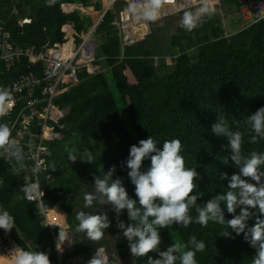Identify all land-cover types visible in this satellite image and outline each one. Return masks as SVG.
<instances>
[{
  "label": "trees",
  "instance_id": "16d2710c",
  "mask_svg": "<svg viewBox=\"0 0 264 264\" xmlns=\"http://www.w3.org/2000/svg\"><path fill=\"white\" fill-rule=\"evenodd\" d=\"M65 5L85 10L93 7L95 12L103 8L102 0H0V30L11 34L10 42L23 49L39 51L46 45H63L67 39L60 18L65 15ZM241 7V0H222L214 15L194 21L191 30L183 24H171L174 17L152 22V34L131 45L120 41L113 25L114 13L106 14L95 34L104 45L101 52L96 51L93 66L102 71L91 74L81 69L79 83L54 100L69 114L56 127L63 138L45 143L49 149L47 168L39 175L41 192L48 199H59L61 211L68 215L69 230L79 238L64 261L80 255L88 258L96 248L105 247L109 264H147V257L133 260L106 197L97 194L91 207H85L84 201L86 193L95 194L93 177L113 165L117 169L114 178H122L129 196L137 199L128 169L121 164L127 160L130 146L140 140L151 135L160 147L165 140H181L186 167L199 173L193 193L201 195L198 205L227 191L228 180L222 179L223 174L231 177L238 172L226 147L228 139L212 131L218 117L226 118L232 131L243 133L244 155L252 151L264 154V139L250 143L245 126L247 115L264 107V21L248 27ZM81 14L76 10L68 21L75 27L77 45L83 42L82 33L87 34L94 26L90 17ZM26 20L30 23L24 24ZM167 59H172L173 65H167ZM127 72L138 79V84L130 83ZM1 84L9 85L5 72H0ZM0 123L10 124L1 118ZM73 149L78 158L86 149L92 151L95 163L73 164L68 160ZM149 166L146 160L142 171ZM260 170L264 171V165ZM0 181V212L7 211L14 218L11 232L0 229L2 241L43 251L53 264L56 250L52 234L42 226L37 204L27 201L21 191L24 176L14 175L4 157H0ZM80 211L107 213L111 226L100 241H88L85 233L76 232L75 215ZM252 212L248 227L254 226L259 215L258 209ZM190 214L196 216L194 207ZM225 217L232 218L226 209ZM121 219L129 222L126 211ZM226 231L230 237L223 236ZM192 235L206 244L203 252L196 253L197 264H251L256 253L244 234L236 235L211 221L207 227L193 222L187 228L173 224L161 229L160 250L173 242L186 243ZM149 256L159 258L157 252Z\"/></svg>",
  "mask_w": 264,
  "mask_h": 264
},
{
  "label": "clouds",
  "instance_id": "9594fccd",
  "mask_svg": "<svg viewBox=\"0 0 264 264\" xmlns=\"http://www.w3.org/2000/svg\"><path fill=\"white\" fill-rule=\"evenodd\" d=\"M165 2L166 0H143V18L155 19ZM208 11L205 4L196 13L185 12L182 17L183 26L191 30L197 17ZM12 106L11 91L0 89V112L7 113ZM245 126L250 134V143L255 144L264 139V107L247 115ZM212 131L216 136L228 139L226 147L230 149V160L238 172L231 177L223 174L222 179L228 180L227 191L214 195L202 205L197 204L201 195L193 194L199 173L195 168L186 167L181 154L180 139L165 140L160 147L150 135L147 139L140 140L138 145L130 146L129 156L122 162L121 167L128 169V178L135 186L137 199L129 196L122 178H114L117 170L115 165L106 172H101V176L93 177L95 194H85V207L93 205L97 194L106 197L107 204L111 205L115 214L116 227L127 240L133 260L147 257V264H197L196 253L203 252L206 248L203 240H198L192 235L186 243L173 242L166 250L161 251V229L173 224L187 228L193 222L207 227L211 221L231 229L236 235L244 234L245 241L256 250L251 264H264V219L260 218L264 216V171L260 170L264 165V154L252 151L249 155H244L243 133L239 130L232 131L226 118L218 117L217 122L212 125ZM0 150V157L14 159L17 165L23 166V147L13 138L6 123H0ZM74 153L73 149L69 150L68 154V160L73 164L77 161L95 163V157L90 150L86 149L79 158ZM146 160L150 161V166L146 171H142ZM35 188L34 184H25L21 191L30 200ZM193 207L195 217L190 214ZM225 209L232 216L231 219H226ZM254 209H258L259 215L254 226L248 227L247 221L253 217ZM125 211L129 222L121 219ZM75 219L78 221L76 232L85 233L87 240L91 242L100 241L104 230L111 226L107 213L88 214L80 211L76 213ZM13 221L14 218L7 211L0 212V229L11 232ZM59 229L56 250L62 253L69 238L63 229ZM223 236L230 237L231 233L226 231ZM151 252H157L159 258L149 256ZM7 255L11 264H51L47 253L26 250L20 246H14ZM108 263L103 247L96 248L94 255L87 262Z\"/></svg>",
  "mask_w": 264,
  "mask_h": 264
},
{
  "label": "built area",
  "instance_id": "2783aa9c",
  "mask_svg": "<svg viewBox=\"0 0 264 264\" xmlns=\"http://www.w3.org/2000/svg\"><path fill=\"white\" fill-rule=\"evenodd\" d=\"M181 1L166 0L162 6L164 9H161V11L166 10V12L159 17L163 19L173 12L180 14V12L201 4V1H198V4L182 9L180 7ZM110 2L112 6L125 4L128 7L116 22L118 35H123L127 33V26L133 22L130 18L125 20L127 14L141 13L143 15V0H110ZM241 4L242 19L248 27L261 22L264 18V1L250 3V0H241ZM81 10L84 11L83 8ZM84 13L86 12L84 11ZM8 35L0 30V65L13 63L14 61L20 62L24 57L30 59L34 69L32 68L27 76L19 75V78L14 82L13 88L10 90L13 106L7 113L0 112V117L7 119L20 107L21 103H25L26 108L23 112H27L28 115H22L14 125L10 124V129L14 132L15 139L20 141L25 156L23 166H20L15 172L26 177L25 184L36 185L35 190L32 192V198L28 200L38 205V211L44 224L49 228H53L59 212L47 208L46 202L50 199H47L44 193L41 192L38 177L44 171L42 168H47L49 149L45 143L63 138L62 134L57 133L56 127L60 126L66 115L54 104V100L64 94L69 87L79 83L78 72L81 69L86 68L89 73H94L90 69V66L95 69L91 65L94 53L91 55L87 51L86 43H83L78 51L75 47L70 48L67 44L68 49H63V45L58 44L54 46L46 45L39 51L35 48L23 49L10 42L12 36ZM6 45L8 57L10 58L9 63L5 62L4 57H2V49ZM4 72L8 73L9 70L5 69ZM35 129H38L37 133H34ZM6 161L16 163L11 158H7ZM30 177H34L35 181H31ZM52 200L57 201L56 198Z\"/></svg>",
  "mask_w": 264,
  "mask_h": 264
},
{
  "label": "crops",
  "instance_id": "0c3cea01",
  "mask_svg": "<svg viewBox=\"0 0 264 264\" xmlns=\"http://www.w3.org/2000/svg\"><path fill=\"white\" fill-rule=\"evenodd\" d=\"M81 9L82 8H79V6H78L77 10H81ZM63 11H64L65 15L62 16V18H60V20L63 21V23L65 24L64 27L62 28V32L66 34V39H67V37L71 38V42L67 43V45L70 48H72V47H75L77 45L76 44V39H75L77 33L75 31V27L69 25L68 21L70 20L69 15L72 14L73 12H75L76 9L73 8V5H69V6L65 5L63 7ZM84 11L87 13V11L85 9H84ZM195 13H196V11H195ZM175 16L176 15H174L173 17H175ZM23 23L24 24L25 23H30V21L26 20V22L24 21ZM181 23H182V21L181 22H177V24H181ZM9 35H11V34H9ZM83 37H84V34H83ZM90 38L91 37H90V34H89L87 36V38L82 43H88L90 41ZM87 51H88V47H87ZM95 52H96V50H95ZM92 65H94V64H92ZM32 68H33V63L30 61V59H25V61H20V62L14 61L13 63H9V64H5V63L1 64L0 65V72H4L5 69L9 70V72L6 73L7 77H8V80H9V85H7V84L2 85L1 84L0 85V89H5L6 88V89L11 90L13 88L14 82L19 78V75H21V74L25 75V76L29 75L30 72L32 71ZM19 106L20 107L10 117H7V122H9L10 124L12 123V125H14V123L16 121H18L19 118L22 115H28L27 112H23V110L26 108L25 103H21ZM0 118L3 119V120L6 119V118H3V117H0ZM10 124H9V127H10ZM12 136H13V138H15V134H14L13 131H12ZM0 151H2V150H0ZM4 160L9 166L12 167V169L14 171V175H19V174H17L15 172V170L20 168V166L17 165V163H9V162H7L6 161L7 158H5V157H4ZM24 178H26V177L24 176ZM30 180L31 181H35V178L34 177H30ZM38 180H39V177H38ZM24 184H25V181H24ZM26 200L29 201L27 198H26ZM29 202H31V201H29ZM58 203H59V206L61 207V203L60 202H58ZM59 212L65 216L64 223L61 222L60 215H58V219L54 223L53 228H49L48 226H46L44 224V222L42 223V226L47 228V229H49L50 233L52 234L55 250H56V242H57V238H58V234H59V230H60L59 228L63 229V231L67 234V236L69 238V240L63 246V252L62 253H60V252H58L56 250V260L53 262V264H87L88 260L94 255V253L88 258L86 256L80 255V256H75V257H69L68 259H66V261H64V258L66 256H70L73 253L75 244L79 241V238L74 232H71L69 230L68 215L65 212H62L61 210ZM74 237H76L77 240H76V243L73 246L72 240H73ZM0 239H1V237H0ZM11 242L12 241H10V243ZM70 247L73 248L72 252L71 253L70 252L66 253L67 249H69Z\"/></svg>",
  "mask_w": 264,
  "mask_h": 264
},
{
  "label": "rangeland",
  "instance_id": "374dc122",
  "mask_svg": "<svg viewBox=\"0 0 264 264\" xmlns=\"http://www.w3.org/2000/svg\"><path fill=\"white\" fill-rule=\"evenodd\" d=\"M209 0H205V1H201V4H200V6L199 5H196L195 7H193V8H190V10L192 9V10H194V11H196L197 12V10L198 9H200V8H202V7H204L205 6V4L208 6V9H209V11L208 12H206L205 14H202V15H199L198 17H197V19L195 20V21H197L198 19H200V18H202L204 15H206V14H212V15H214L216 12H217V9H218V7H219V5H220V3H221V1L222 0H217L218 1V5H211L209 2H208ZM210 1H216V0H210ZM102 5H103V8H102V11L101 12H95L94 11V9H93V7H91V8H89V9H87L86 11H87V13H84V11L83 10H81L80 12L82 13L81 15H85L86 17H90L91 19H92V22L94 23V26L96 25V24H98L97 25V28H96V30L93 32L92 30H93V28H94V26L92 27V29L87 33V34H85V33H82V37H83V34H84V37H83V41L87 38V36L90 34V41L88 42V44H92V46H93V51L96 49V51H98V52H101V49H102V47H103V45H104V41H101V40H99V38H97V37H95V34H96V31H97V29L100 27V25L102 24V22H103V20H104V18H102V15L104 14V12L108 9V12H113L114 13V15H115V19H114V22H113V25H115L116 26V22L119 20V18L121 17V14L124 12V11H126L127 9H128V7L125 5V4H116V5H114V6H112V4H111V2H110V0H102ZM79 8H81V6L79 7ZM162 9H164V8H162ZM182 9H184V8H182ZM186 11H188V10H186ZM186 11H183V12H180V14L181 13H184V12H186ZM193 11V12H194ZM107 12V13H108ZM106 13V14H107ZM137 15H138V17L142 20V21H147V23L150 25L152 22H155V21H160L161 22V20H162V18H160L159 16L158 17H156L154 20H145L144 18H143V15L141 14V13H136ZM177 13H175V12H173V13H171V15H176ZM180 14H178V15H176L175 17H174V19L171 21L172 23L171 24H174V25H178L177 24V22H181L182 21V18L180 17ZM106 16V15H105ZM127 18H130L131 20H133V22L135 21V15H133V14H130V13H128L127 14V16L125 17V20L127 19ZM94 20V21H93ZM262 20H264V18L262 19ZM261 20V21H262ZM26 22V21H25ZM70 22H71V20H70ZM132 22V23H133ZM239 22H240V20H239ZM239 22H238V24H239ZM242 22V21H241ZM182 24V23H181ZM71 26H73V25H71ZM116 29H117V26H116ZM117 31H118V29H117ZM148 33V32H147ZM146 33V34H147ZM125 35V36H124ZM148 35H149V33H148ZM8 36H12V35H8ZM147 38V36H144L143 38H141V39H146ZM119 39H120V41L123 43V44H127V45H131V44H133V42H131L130 41V38H129V36H128V34L127 33H124L123 35L122 34H120L119 35ZM132 40H134V41H136V40H140V39H136V38H132ZM143 41V40H142ZM69 42H71V38L70 37H67V42L65 43V44H63V46H62V48L63 49H68V46L66 45L67 43H69ZM83 44V43H82ZM82 44H80V45H76L75 46V49H77V51L80 49V47H81V45ZM57 45V44H56ZM58 45H60V44H58ZM18 47H21V46H19V45H17ZM6 47H7V45L2 49V51H3V55H2V57H4V61L5 62H7V63H9L10 62V58L8 57V53H7V49H6ZM26 49H29V48H26ZM69 50H73V49H69ZM93 62H92V64H94L95 63V61H96V52H95V55H93ZM23 59H26V58H24L23 57ZM23 59H22V61H23ZM156 62L157 63H159L158 62V60H156ZM91 64V65H92ZM166 64L167 65H173V60L172 59H167L166 60ZM92 70L94 71V73L96 72V71H98V72H101L102 71V69H101V67H96V69H93L92 68ZM127 77H128V79H129V81H130V83L131 84H133V85H136V84H138V79L137 78H135L132 74H131V72H127ZM65 115H66V117H67V115L69 114V112L67 111V112H63ZM19 143H20V141H19ZM46 169V167L44 168H42V170H45ZM38 187V186H37ZM39 188V187H38ZM106 204V203H105ZM37 207H38V205H37ZM61 210V207L58 205V211H60ZM41 216V215H40ZM42 218V217H41ZM42 220H43V218H42ZM76 237H74L73 238V240H72V242H73V246H74V244L76 243ZM14 246H17L16 244H5L1 239H0V250L2 251V254L4 255V256H7V257H9L7 254H8V252L14 247ZM104 249H105V254H107V250H106V248L105 247H103ZM72 250H73V248L72 247H70L69 249H67V252L66 253H68V252H72ZM109 264V263H108Z\"/></svg>",
  "mask_w": 264,
  "mask_h": 264
},
{
  "label": "bare ground",
  "instance_id": "6f19581e",
  "mask_svg": "<svg viewBox=\"0 0 264 264\" xmlns=\"http://www.w3.org/2000/svg\"><path fill=\"white\" fill-rule=\"evenodd\" d=\"M198 1H205V0H182L181 3H180V7L181 8H186L187 6L189 7L191 5L198 4ZM208 2L211 5H215L217 3V0L216 1H210L209 0ZM165 12H166V10L160 11L159 14L156 17L162 15ZM135 17H136L135 21L133 23H130L127 26V33H128V36H129L130 39L131 38L141 39V38H143L144 36H146L149 33L148 23H147V21L146 22L142 21L138 17L137 14H135ZM86 45L88 47V51L90 52V54L93 55L94 51H92L93 50L92 44L86 43ZM90 69L92 70L91 66H90ZM58 205H59V203L57 201H55V200H49V201L46 202V206L50 210H57L58 211ZM59 215H60L61 222L64 223L65 216L63 214H61L60 212H59ZM0 264H11L10 258L7 257V256H4L2 254L1 250H0Z\"/></svg>",
  "mask_w": 264,
  "mask_h": 264
},
{
  "label": "water",
  "instance_id": "95a60500",
  "mask_svg": "<svg viewBox=\"0 0 264 264\" xmlns=\"http://www.w3.org/2000/svg\"><path fill=\"white\" fill-rule=\"evenodd\" d=\"M219 3L217 2L215 5H218ZM67 6V5H66ZM69 6V5H68ZM188 7V6H187ZM73 8H75L76 10L78 9V5H73ZM108 12V9L104 12V14L102 15V18H104L105 17V15H106V13ZM174 15H171V14H169L168 16H166L165 18H163L162 20H164V19H169V18H171V17H173ZM97 25L98 24H96L95 26H94V28H93V32L96 30V28H97ZM148 28H149V35L147 34L146 36L148 37V36H150L151 34H152V31H151V27H150V25L148 24ZM144 41V39H140V40H136V41H134V40H132V38L130 39V41L131 42H133V43H138V42H140V41ZM96 50V49H95ZM95 50H94V54H95ZM93 51V50H92Z\"/></svg>",
  "mask_w": 264,
  "mask_h": 264
}]
</instances>
